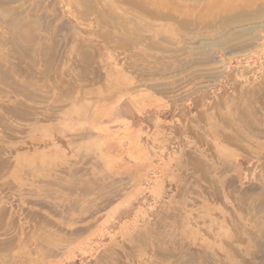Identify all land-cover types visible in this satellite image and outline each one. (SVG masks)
I'll list each match as a JSON object with an SVG mask.
<instances>
[{
  "label": "rangeland",
  "instance_id": "1",
  "mask_svg": "<svg viewBox=\"0 0 264 264\" xmlns=\"http://www.w3.org/2000/svg\"><path fill=\"white\" fill-rule=\"evenodd\" d=\"M29 1L11 6L42 2L56 56L0 46L26 93L0 81V264H264V214L247 206L264 196V18L222 48L215 29L95 0L143 36L121 47L76 0ZM170 1L178 19L247 0ZM201 45L215 57L196 58Z\"/></svg>",
  "mask_w": 264,
  "mask_h": 264
},
{
  "label": "bare ground",
  "instance_id": "2",
  "mask_svg": "<svg viewBox=\"0 0 264 264\" xmlns=\"http://www.w3.org/2000/svg\"><path fill=\"white\" fill-rule=\"evenodd\" d=\"M18 1L20 0H0V29L4 30L3 32H0V46L1 47L6 46L15 56L17 55L23 60H30V61L34 60L35 61V59L38 56H42L43 61L46 60L47 63L51 65L56 56V54L53 52L54 47H48L47 43L45 42V38L39 35L42 30L43 32H47L49 28V27L43 28L44 25L47 26L48 24L42 19L43 17V14H41V11L43 10L42 2L37 1L35 3L32 2L31 4L26 3V7H24V9L22 7L17 8V7L11 6V4H14ZM25 1L28 2L29 0H25ZM31 1L32 0H30L29 2ZM76 1H77V5L81 8V11L79 12L77 11V13L80 16L85 15V17L87 16V13L96 14L98 16V21H99L102 32L112 37L113 39H115L121 45H123L121 47H124V46L129 47L131 44L141 41L143 39V36H140L134 30H131L130 28L126 27L125 24L119 22L118 19L114 18L112 14L110 15L106 11L105 12L100 11L99 10L100 7L95 2V0H76ZM125 1L135 5L136 8L146 10V12L152 17H160V18H168L170 20H177L176 22L179 24V26H182V28L184 29H188V28L197 29L198 27H201V26L202 27L204 26L203 28L215 29L218 31V37L216 39H212V41L209 40V42H211V45L214 44L215 46L217 47L219 46L222 48L225 45H229L233 42L242 40V38L245 37L247 34L250 35L249 32L251 31V29L244 27L242 25L244 24V22L250 21L252 19L260 20L264 18V7L260 5L259 3L255 5L252 2L253 0H247V1H244L243 3H238L237 1L235 7H231L229 9V12H228L229 14L227 13L226 15L224 14L219 17L198 16L195 14L191 15L189 13H185L184 15L182 13H179L177 14L179 15L178 19L174 17L175 16L174 14H176V12H173L171 8L175 9V11H177V9L176 7H173L170 0H125ZM263 27H264V22H263ZM204 32H203V35L206 33ZM211 45H201L195 48L193 50L194 56L195 57L197 56L196 58L199 57L203 59L202 60L203 62L204 60H207L209 58L211 59L213 56L215 57L214 52L211 48ZM77 55L79 58L78 62H79L80 72L87 74L88 70H86L85 68L86 66L90 64V60H91L90 54L87 51H83L79 49L77 51ZM219 61L221 62V60ZM11 72L12 71L6 68L4 63L0 61V81L2 82L8 81L10 88L11 87L13 88L12 90H15V91L18 90L20 91V93L26 94L23 91V88L21 86L10 81V78L8 77H9V74H11ZM219 77L220 76L216 78L214 77V80L215 81L218 80ZM152 146L155 147L154 143L152 144ZM150 149L151 151L155 153V155L157 154V151L155 150V148L150 147ZM134 156H135V159L140 157L141 152H135ZM244 204L246 205V203ZM247 206H248V210L256 211L255 213H257V216L258 215L259 217L260 215L262 216L264 214V196L261 198V200L257 202L254 201V204H251V205L247 204ZM210 215L212 216L211 213ZM213 217H209V218H213ZM253 218L256 220L255 216ZM224 230L225 228L223 229V231ZM263 232H264V228H263ZM201 236H202V233H201ZM194 240L195 238H193V241ZM263 240L264 239L253 240V244L255 248L257 249L256 254L257 252H259V254L261 255V259H264V242H262ZM186 244H188L189 246L192 245V243H189V242H187ZM187 248L189 249V247ZM188 258L190 260L193 258H197V256L194 253H190L188 255ZM9 261L11 260L9 259L8 262Z\"/></svg>",
  "mask_w": 264,
  "mask_h": 264
},
{
  "label": "crops",
  "instance_id": "3",
  "mask_svg": "<svg viewBox=\"0 0 264 264\" xmlns=\"http://www.w3.org/2000/svg\"><path fill=\"white\" fill-rule=\"evenodd\" d=\"M164 186V185H163ZM165 187V186H164Z\"/></svg>",
  "mask_w": 264,
  "mask_h": 264
}]
</instances>
